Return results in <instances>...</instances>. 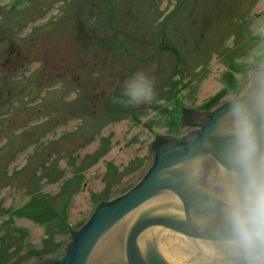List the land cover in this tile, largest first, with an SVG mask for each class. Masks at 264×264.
<instances>
[{"label":"rangeland","instance_id":"obj_1","mask_svg":"<svg viewBox=\"0 0 264 264\" xmlns=\"http://www.w3.org/2000/svg\"><path fill=\"white\" fill-rule=\"evenodd\" d=\"M261 34L264 0H0V264L63 255L144 179L156 136L198 131L183 109L235 99ZM136 71L154 102L116 103Z\"/></svg>","mask_w":264,"mask_h":264},{"label":"water","instance_id":"obj_2","mask_svg":"<svg viewBox=\"0 0 264 264\" xmlns=\"http://www.w3.org/2000/svg\"><path fill=\"white\" fill-rule=\"evenodd\" d=\"M261 96L264 66L254 64L235 99L207 113L209 119L193 123L202 114L183 109L181 127L198 131L181 140L156 136L155 160L144 179L123 197L99 204L80 231L70 232L72 241L63 255L34 264H209L205 244L214 239L219 222L212 180L225 166L232 107L248 106L264 152V109L255 104ZM197 161L201 169L194 178Z\"/></svg>","mask_w":264,"mask_h":264},{"label":"clouds","instance_id":"obj_3","mask_svg":"<svg viewBox=\"0 0 264 264\" xmlns=\"http://www.w3.org/2000/svg\"><path fill=\"white\" fill-rule=\"evenodd\" d=\"M260 37L264 52V34ZM154 100L153 80L144 72L136 71L123 82L115 102L139 106ZM255 104L264 109V96L255 98ZM229 135L224 152L225 166L218 169L212 180L219 205V222L214 239L205 244V255L209 264H264V152L259 150L247 105H233ZM200 169V162H194V178L198 177Z\"/></svg>","mask_w":264,"mask_h":264},{"label":"flooded vegetation","instance_id":"obj_4","mask_svg":"<svg viewBox=\"0 0 264 264\" xmlns=\"http://www.w3.org/2000/svg\"><path fill=\"white\" fill-rule=\"evenodd\" d=\"M222 106H224V105H222ZM202 115L196 120V121H192L193 123H195V122H203L205 119H209V117L206 115L207 114V112H200ZM164 137V136H163ZM183 137L184 136H182V138L181 139H183ZM181 139H179V140H181Z\"/></svg>","mask_w":264,"mask_h":264},{"label":"crops","instance_id":"obj_5","mask_svg":"<svg viewBox=\"0 0 264 264\" xmlns=\"http://www.w3.org/2000/svg\"><path fill=\"white\" fill-rule=\"evenodd\" d=\"M214 93H216V92H214ZM190 110H191V108H190ZM195 112L200 113L201 111L195 110ZM163 136L165 137V135H163ZM121 151H122V149L119 150V152H121Z\"/></svg>","mask_w":264,"mask_h":264}]
</instances>
